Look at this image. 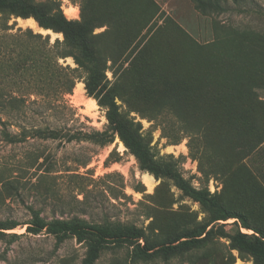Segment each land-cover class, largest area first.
Returning <instances> with one entry per match:
<instances>
[{
  "label": "rangeland",
  "instance_id": "rangeland-1",
  "mask_svg": "<svg viewBox=\"0 0 264 264\" xmlns=\"http://www.w3.org/2000/svg\"><path fill=\"white\" fill-rule=\"evenodd\" d=\"M58 1L69 19H82V5L88 17H113L116 25L109 39L117 49L124 46L126 35H141L139 65L151 63L162 77L196 76L204 119L209 118L211 105L220 108L215 98L228 92L226 82L236 89L242 79L261 84L257 70L264 62L256 60L255 50L264 46L247 30L264 34V0H224L227 11L222 13L203 12L194 0ZM28 18L11 15L14 27L0 28V221L18 223L0 239V264H80L86 256L89 240L68 235L60 241L46 231L28 233L33 210L47 221L136 226L152 241L205 224L209 215L198 201L171 178H156L140 168L112 131L106 107L91 97L98 107L88 108L86 72L72 71L73 58L48 61L40 44L21 35L18 28L49 34L51 44L63 40L62 33L33 26ZM105 28L96 27L94 33ZM106 75L122 118L142 125V137L158 159L172 161L193 186L208 189L228 208L245 212L252 223H264V143L250 156L232 154L223 145L224 165L230 168L224 176L216 171L218 162L205 156L208 136L193 140L172 116L150 120L127 105L125 99L136 100L132 91L136 73L120 78L108 69ZM70 76L76 84L69 94L64 90ZM79 83L84 92L77 94ZM257 90L264 96L262 88ZM16 98L24 102L17 104ZM49 127L58 129L59 136L34 132ZM74 132L89 136L67 141ZM209 134L213 141V128ZM233 220L227 221L229 234L238 229ZM132 249L130 243L109 244L94 264H255L251 255L233 247L229 236L217 235L199 247L149 260L132 259Z\"/></svg>",
  "mask_w": 264,
  "mask_h": 264
},
{
  "label": "trees",
  "instance_id": "trees-1",
  "mask_svg": "<svg viewBox=\"0 0 264 264\" xmlns=\"http://www.w3.org/2000/svg\"><path fill=\"white\" fill-rule=\"evenodd\" d=\"M194 1L197 8L203 12L227 11L224 0ZM0 12L2 30L14 27L16 23L9 22L11 15H16L24 18L34 17L41 28L62 33L63 40L57 38L51 44L49 34L35 33L31 29L22 31L18 28L21 35L43 47L48 61L71 56L76 64V68L72 71L86 72L84 78L86 93L97 99L99 105L106 107V117L112 131L136 157L140 168L156 178H171L184 194L198 201L209 215V220L205 224L186 229L162 240L152 241L143 229L136 226H113L64 219L47 221L38 211L33 210L32 219L26 227L28 233L38 234L46 231L58 237L60 241L68 235L75 236L79 240H89L87 254L80 264H94L101 251L109 244L130 243L133 246L132 259L149 260L160 254L169 256L199 247L217 235L229 236L234 248L242 254L251 255L255 264H264V223H252L245 212L232 210L208 189L193 186L172 161L158 159L152 147L142 137V125L134 122L129 124L122 118L120 105L116 101L115 94L109 89V79L106 75L108 69H112L113 74L120 78L130 72L136 73L138 78L132 83L136 100L125 99L127 105L150 120H158L166 114L172 116L178 128L190 135L193 140L208 136L209 149L205 156L217 161L216 171L226 176L230 168L224 165L226 158L224 151L221 150L223 145L227 146L232 154L250 156L264 143V96L257 90L258 88L264 90V67L257 70L258 74H262L261 84H247L242 79L236 89L234 85L226 82L225 87L228 92L215 98L220 108L216 104L211 105L209 118L204 119L199 111L200 93L197 77L193 74L188 80L181 76L162 77L157 74L151 63L139 65L144 50V47L139 49L141 35H126L124 46L117 49L109 39L116 25L113 17L108 16V20L97 16L88 17L82 5V19H69L58 0L38 3L32 0H0ZM103 26L106 27L103 31L94 33L96 27ZM145 28L143 27L142 30ZM247 31L259 39L261 46H264L263 33L252 29ZM91 39L95 40L94 44ZM135 50H137L135 56L130 59ZM263 51L264 49L260 48L255 50L256 60L264 62ZM58 66L60 69H65L59 63ZM66 68H69V65ZM159 77L163 79L159 80ZM75 84V78L68 77L64 93H72ZM16 101L17 104L24 102L22 98H16ZM212 128L213 141L209 134V132L212 134ZM44 129H36L34 132L45 136L48 134L54 138L59 136L58 129L50 127ZM88 136L74 132L66 140L72 141ZM229 219H234L231 224L238 227L233 234H229L226 230ZM17 225L18 223L13 220L0 221V239L9 234L6 230L13 229ZM241 228L253 232H244ZM141 240L143 243L140 242Z\"/></svg>",
  "mask_w": 264,
  "mask_h": 264
},
{
  "label": "bare ground",
  "instance_id": "bare-ground-1",
  "mask_svg": "<svg viewBox=\"0 0 264 264\" xmlns=\"http://www.w3.org/2000/svg\"><path fill=\"white\" fill-rule=\"evenodd\" d=\"M76 11H77V9L75 8V7H70V12L73 14V13H76ZM26 20H28V21H30V23L33 25V26H38V24H37V22H36V20H34V19H32V18H28V19H26ZM46 31V30H45ZM49 31V30H48ZM58 35H61V33H58ZM82 92H84V84L83 83H79L77 86H76V93L77 94H80V93H82ZM88 108L89 109H96L97 107H98V105H97V102H96V100L95 99H93V98H89V101H88ZM122 143V142H121ZM122 145H123V143H122ZM124 146V145H123ZM148 175H150V174H148Z\"/></svg>",
  "mask_w": 264,
  "mask_h": 264
},
{
  "label": "water",
  "instance_id": "water-1",
  "mask_svg": "<svg viewBox=\"0 0 264 264\" xmlns=\"http://www.w3.org/2000/svg\"><path fill=\"white\" fill-rule=\"evenodd\" d=\"M45 30V29H44Z\"/></svg>",
  "mask_w": 264,
  "mask_h": 264
}]
</instances>
